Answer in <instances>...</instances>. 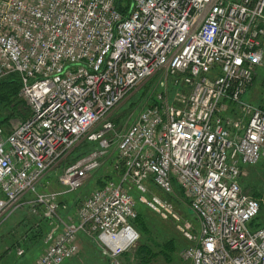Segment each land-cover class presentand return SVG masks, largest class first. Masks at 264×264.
<instances>
[{"label": "built area", "instance_id": "1", "mask_svg": "<svg viewBox=\"0 0 264 264\" xmlns=\"http://www.w3.org/2000/svg\"><path fill=\"white\" fill-rule=\"evenodd\" d=\"M263 65L264 0H0V79L18 73L31 109L10 131L0 127V225L25 205L39 209L62 225L48 232L34 264L73 258L83 232L110 264H122L140 238L127 182L163 214L171 207L148 195L149 183L165 193L177 184L200 228L195 235L190 221L180 227L195 242L184 259L264 264V226H251L261 203L241 185L245 168L264 155V109L251 108L245 124L231 110ZM158 74L175 90L166 85L119 134V178L63 220L62 196L104 163L113 113ZM83 143L95 146L64 165ZM59 168L64 190L47 189Z\"/></svg>", "mask_w": 264, "mask_h": 264}, {"label": "rangeland", "instance_id": "2", "mask_svg": "<svg viewBox=\"0 0 264 264\" xmlns=\"http://www.w3.org/2000/svg\"><path fill=\"white\" fill-rule=\"evenodd\" d=\"M255 73V80L243 95V105L237 106L236 104L230 103V105H234V110L232 109L233 116L235 117L236 115L238 119H241L243 124L247 122L251 108H261L260 106H264V65L258 67ZM166 85L169 86L171 93L175 90L173 84L169 81L168 76L165 78L164 74L155 75L142 82L132 92L131 96L115 110L112 115L115 129L110 135L112 138V145L108 150L104 163L101 166V169H98L97 172L90 177L84 187L78 189V191L75 190L69 193V200L67 201L68 212L62 214L63 220L67 219V214L72 215L76 211L78 207V205H76L77 202H82L86 199L92 191L97 188L100 180L104 178L106 179L107 173L113 172V179L119 178L120 171L112 170L113 163L119 159L117 151L119 134L125 131L135 121L137 115L142 109L154 102L157 94L159 92L161 93L162 90H165ZM20 106L22 111L27 108L25 103L24 105L20 104ZM21 119L22 116H12L10 120L11 125H8L7 127L15 125ZM3 126L6 127V124ZM88 148L89 146L76 148L77 150L75 149V152L69 157L70 160L79 154H82ZM59 171L60 168L57 169L56 173H52L44 180L50 181L46 186L47 189L58 191L61 189L64 190L63 186L56 181ZM51 181L53 182L51 183ZM246 183L248 184V187L244 189ZM127 185L136 201L139 216L144 218L148 226L153 227L152 236L156 239V242L152 240L153 242H151V244L156 251H159V245L169 239L171 240V238H174L173 241H175L174 243L177 244L178 247L176 251L170 252V250H166L167 253L170 254V258L161 252V254L158 253L153 257L148 264H193L192 260H187L182 257V251L195 244V242L194 240L192 242V240L187 239L180 228L184 221H190L193 226V233L195 235L199 233V219L190 209L189 204L184 201L183 198L178 197L179 193L175 200V188L174 195H166L163 190L157 189L154 184L149 183L148 195H157L163 201H166L171 207L165 214H163V212L159 213L142 202L141 191L131 181H128ZM241 185L243 191L246 190L248 195L255 197L260 201L261 209L263 210L261 215H264V155L256 165H249L244 171ZM41 213L42 212L39 209L33 211L25 205L4 220L0 225V255L10 246L11 249L7 250V253H4L3 257H0V264H34L46 247V232L53 227L62 225L61 221H46L43 219ZM262 223H264V221ZM139 233L140 238L137 243L127 251L128 253L126 252L127 254L125 256L120 258L122 264H137V261L134 260V252L143 237L141 236L142 232L139 231ZM78 244L81 248L77 255H75L74 260L81 261L83 264H110V257L103 250L101 244H99L96 238L91 236V234L84 232L80 233Z\"/></svg>", "mask_w": 264, "mask_h": 264}, {"label": "trees", "instance_id": "3", "mask_svg": "<svg viewBox=\"0 0 264 264\" xmlns=\"http://www.w3.org/2000/svg\"><path fill=\"white\" fill-rule=\"evenodd\" d=\"M254 80H255V78H254ZM20 89H21V80H20V75L18 73H10L7 76L0 79V127L5 128L7 131H10V129L12 127V126L7 127L8 125H11L10 120H11L12 116H14V115L17 117L22 116L21 120H25L31 115V109H30L29 105L27 104L26 100L20 96ZM24 103H25L27 108L22 111L20 104L24 105ZM260 107L262 109H264V106H260ZM4 124H6V127L3 126ZM84 144L85 143L81 144L79 147H82V148L85 146L87 147L88 143H86L87 145H84ZM88 146H90V147L88 149H86V151H84L82 154H79L78 156H76L75 158H73L71 160H70V158H68V160L64 163V165H68V164L75 162L77 159H79L80 157H82L83 155H85L86 153H88L90 150H92L94 148V147L92 148L90 144ZM92 146H94V145H92ZM73 153H74V151H73ZM112 173L113 172L107 173L106 179L104 178V179L100 180V183L97 187H101L102 185H104V183L107 182V179H112L113 178ZM247 185L248 184L246 183L244 189H246V187H248ZM175 191H176L175 192V200H176L177 194L179 193L178 197L183 198L184 201H186L190 207V202H189L188 198L185 196V193H183L184 190L180 186H178L177 184H175ZM244 191L247 193L246 190H244ZM173 193H166V195H174ZM68 195H70V194L68 193V194H65L64 196H62V198H61L62 201L65 200L63 202L67 203V201L69 200ZM1 197H3L2 193H0V198ZM79 203H81V201L77 202L76 205H79ZM136 210H137V217L134 220H132V224L135 226V228L137 229L138 232L139 231L142 232L141 236H143V237H142V241L139 243L137 249L134 252V256H135L134 260L137 261V264H148V263H150V261L153 257H155L158 253L161 254V252L166 254L169 257L170 254H168L166 250H170V252H171V251H176L178 248L177 244L174 243L175 241H173L174 238L173 239L171 238V240L169 239V240L165 241L161 245H159V243H158V245L160 246V249H159V251H156V249L151 244V242H153V241L156 242V239H154L152 236L153 227L148 226L146 224L144 218L139 216L137 206H136ZM262 212H263V210L260 209L259 214L251 221L252 228H257V227L264 225V223H262L264 221V215H261ZM42 216H43V214H42ZM43 219H45L46 221L49 222V219L44 217V216H43ZM145 219H146V217H145ZM49 231L50 230H48L46 232V235L48 234ZM46 235H45V237H46ZM9 249H11V246L9 248L5 249L4 253H7V250H9ZM4 253H2L0 255V257H3ZM127 253H124L122 256H125Z\"/></svg>", "mask_w": 264, "mask_h": 264}, {"label": "crops", "instance_id": "4", "mask_svg": "<svg viewBox=\"0 0 264 264\" xmlns=\"http://www.w3.org/2000/svg\"><path fill=\"white\" fill-rule=\"evenodd\" d=\"M234 110V106H231V110ZM236 112V111H235ZM248 168V166L245 168V170ZM242 179V178H241ZM79 247V251H80ZM42 254V253H41ZM75 256L71 259L66 260L63 264H83L81 261L74 260Z\"/></svg>", "mask_w": 264, "mask_h": 264}, {"label": "bare ground", "instance_id": "5", "mask_svg": "<svg viewBox=\"0 0 264 264\" xmlns=\"http://www.w3.org/2000/svg\"><path fill=\"white\" fill-rule=\"evenodd\" d=\"M255 74H256V73H255ZM244 102H245V101H244ZM89 144L91 145L92 148L95 146V144L88 143V145H89ZM84 145H87V144L85 143ZM88 145H87V146H88ZM92 145H94V146H92ZM85 147H86V146H85ZM89 147H90V146H89ZM77 148H78V147H77ZM83 148H84V147H83ZM76 150H77V149H76ZM117 151H118V150H117ZM74 152H75V151H74ZM72 154H73V152H72ZM100 169H101V168H100ZM96 172H97V171H96ZM108 180H110V179H107V181H108ZM54 181H55V180H54ZM56 181H57V180H56ZM104 184H105V183H104ZM102 186H103V185H102ZM51 187H52V186H51ZM83 187H84V186H83ZM53 188H54V186H53ZM53 190H54V189H53ZM61 190H62V189H61ZM56 191H58V190H56ZM77 191H78V190H77ZM0 193H1V192H0ZM183 193H184V192H183ZM73 195H75V194H73ZM63 201H65V200H63ZM38 214H39V213H38Z\"/></svg>", "mask_w": 264, "mask_h": 264}]
</instances>
